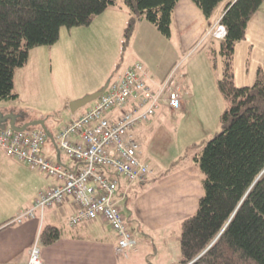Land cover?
<instances>
[{
  "label": "trees",
  "instance_id": "trees-1",
  "mask_svg": "<svg viewBox=\"0 0 264 264\" xmlns=\"http://www.w3.org/2000/svg\"><path fill=\"white\" fill-rule=\"evenodd\" d=\"M178 1L124 0L130 13L125 43L139 19L171 36ZM193 1L210 20L226 0ZM114 2L0 0V102L17 97L15 69L27 63L31 47L54 43L62 26L89 24ZM263 3L227 0L218 22L226 32L209 40L212 65L221 64L217 85L229 106L221 115L223 129L194 156L204 193L196 212L181 222L179 264H264V69L258 68L252 84L238 85L234 67L236 44ZM36 126L42 128L30 127ZM60 235L58 226L48 224L40 238L51 243Z\"/></svg>",
  "mask_w": 264,
  "mask_h": 264
},
{
  "label": "rangeland",
  "instance_id": "rangeland-1",
  "mask_svg": "<svg viewBox=\"0 0 264 264\" xmlns=\"http://www.w3.org/2000/svg\"><path fill=\"white\" fill-rule=\"evenodd\" d=\"M226 3L227 0L221 2L217 11ZM216 16L217 12L212 20ZM145 21L147 24L136 29L137 22L126 44L129 8L124 0H115L114 4L96 14L89 24L62 26L54 43L30 48L27 63L15 69L14 90L18 95L0 102V108L17 114L20 124L43 118L54 133L69 118L78 116L93 103L79 107L74 113L71 109L73 100L100 89L108 79H116L130 64L141 61L149 81L175 70L193 78L196 90L201 92L190 98V107L181 110L184 111L181 115L179 111L169 112L155 120L143 133L141 149L154 165L159 166V174L169 175L190 161L199 168L194 156L205 141L223 129L221 115L229 106V100L217 85L221 64L213 66L206 55L210 36L222 37L218 31L221 26L217 23L209 28L195 48L186 54L181 50V36L175 27L173 34L166 36L150 21ZM211 77L216 96L208 97L203 90L205 86L209 87ZM188 84L187 77V90ZM44 152L56 159L52 143L44 146ZM61 156L66 161L70 160L64 151H61ZM122 204L123 213L127 216ZM180 234L179 222L159 235L151 233L155 240L152 256L137 259L146 260L147 264V258L153 262L163 260L167 254L164 247L177 252ZM157 248L160 253L156 255ZM147 249L141 245V252Z\"/></svg>",
  "mask_w": 264,
  "mask_h": 264
},
{
  "label": "crops",
  "instance_id": "crops-1",
  "mask_svg": "<svg viewBox=\"0 0 264 264\" xmlns=\"http://www.w3.org/2000/svg\"><path fill=\"white\" fill-rule=\"evenodd\" d=\"M223 9H218L215 19L209 20L193 0L177 2L173 11L171 35L175 27L181 36L180 47L184 53H190L209 28L219 22L224 12ZM145 20L139 19L136 29L142 24H147ZM206 55L210 58L209 50L206 51ZM260 66L264 69V4L249 20L245 39L236 44L234 55L236 83L238 85L252 84ZM145 72L148 83L155 89L162 85L170 73H164L149 81L148 73L146 70ZM187 77L189 90L186 87L184 91L183 106L172 110L167 105H163L149 121L138 125L133 133L139 143L142 142L144 131L155 120L160 116H166L169 112L179 111L178 114L181 115L184 112L181 110L190 107V98H194L201 92V90H196L194 79L189 78V75ZM215 90L211 81L209 87H204L203 92L210 97L216 96ZM55 150L56 161L71 168L78 166V163L70 158L68 161L64 160L61 156L62 150L58 160L56 147ZM140 157L150 164L152 162L153 172L146 180L129 182L123 176L119 177L117 195L120 204L123 202L122 205L125 211L127 210L128 217H126L129 227L135 231L138 238L137 250L129 258H125L116 251L119 241L118 233L105 219L97 218L76 226L68 223V216L76 208L73 201L63 207L47 208L42 218L29 217L21 222H14L16 215L22 209L30 207L39 192L55 184L56 179L38 169L30 168L25 162L8 155L0 147V264L28 263L35 239L41 233L42 228L48 224L58 226L61 235L51 243L41 241V260L44 264H147L146 260L143 262L140 260L152 256L155 240L151 233L159 235L168 227L177 222L181 223L186 217L194 214L204 188L201 182V171L192 161L169 175H163V172L159 174V166L149 160L141 147ZM141 245L148 249L141 252ZM164 250L167 252L166 258L154 262L147 258L148 264H179L180 244L177 252H171L165 247ZM159 253V248H157L155 254Z\"/></svg>",
  "mask_w": 264,
  "mask_h": 264
},
{
  "label": "built area",
  "instance_id": "built-area-1",
  "mask_svg": "<svg viewBox=\"0 0 264 264\" xmlns=\"http://www.w3.org/2000/svg\"><path fill=\"white\" fill-rule=\"evenodd\" d=\"M218 31L220 36L226 32L223 26ZM186 85L187 77L171 70L155 89L148 83L141 61L128 66L84 113L73 116L54 132L59 148L78 163L76 168L53 160L44 152L50 139L43 128H0V147L8 155L56 179L13 221L42 218L47 208L63 207L73 201L76 208L68 216V223L76 226L105 219L119 235L117 253L129 258L138 248V238L129 227L117 195L119 177L129 182L143 181L153 172L151 164L140 157L141 144L133 130L149 121L163 105L180 109ZM26 264H44L40 234Z\"/></svg>",
  "mask_w": 264,
  "mask_h": 264
},
{
  "label": "water",
  "instance_id": "water-1",
  "mask_svg": "<svg viewBox=\"0 0 264 264\" xmlns=\"http://www.w3.org/2000/svg\"><path fill=\"white\" fill-rule=\"evenodd\" d=\"M111 79H108L107 82L98 90L92 92V93H89V94H86L78 99H75L71 102V109L72 111L75 113V111L91 102V101H94L95 99H97L105 90L106 88L108 87L109 83H110ZM18 120V115L15 114L14 112H4L2 109H0V128H4L6 127L7 125H10L12 128H14L15 130H24V129H27L29 128L30 126H34V125H40L47 133L49 139L51 140V142L54 144V146L56 147L57 149V157H58V160L60 159L59 158V153L61 151V149L59 148L57 142H56V138H55V135L53 133V131H51L47 124H46V120L41 118V119H34V120H31V121H26L24 123H18L17 122ZM7 122V123H6Z\"/></svg>",
  "mask_w": 264,
  "mask_h": 264
},
{
  "label": "flooded vegetation",
  "instance_id": "flooded-vegetation-1",
  "mask_svg": "<svg viewBox=\"0 0 264 264\" xmlns=\"http://www.w3.org/2000/svg\"><path fill=\"white\" fill-rule=\"evenodd\" d=\"M18 122V121H17ZM7 123V122H6ZM19 123V122H18Z\"/></svg>",
  "mask_w": 264,
  "mask_h": 264
}]
</instances>
